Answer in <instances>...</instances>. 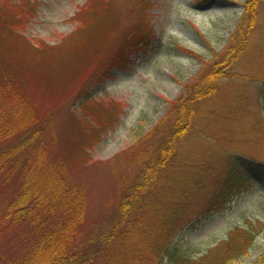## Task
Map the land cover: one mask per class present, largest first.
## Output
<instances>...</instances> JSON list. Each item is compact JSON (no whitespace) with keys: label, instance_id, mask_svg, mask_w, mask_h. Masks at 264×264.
<instances>
[{"label":"rangeland","instance_id":"1","mask_svg":"<svg viewBox=\"0 0 264 264\" xmlns=\"http://www.w3.org/2000/svg\"><path fill=\"white\" fill-rule=\"evenodd\" d=\"M12 1L27 11L16 32L35 46L18 49L27 55L41 49L13 91L47 123L46 155L65 163L84 192L78 237L98 234L114 220L132 187L149 186L144 174L154 178L144 189L147 216L160 217V203L194 173L195 162L221 148L211 135L228 132L233 136L225 143L264 160V94L257 90L264 79V0ZM239 26L245 46L228 60ZM189 101L197 104L194 115L185 112ZM90 126L98 133L87 145ZM172 137L168 165L156 170L152 159ZM203 167L209 170H199L197 194L172 222V244L195 258L216 249L231 228L246 227L256 233L252 245L228 264H255L264 252V181L239 184L223 167Z\"/></svg>","mask_w":264,"mask_h":264},{"label":"trees","instance_id":"2","mask_svg":"<svg viewBox=\"0 0 264 264\" xmlns=\"http://www.w3.org/2000/svg\"><path fill=\"white\" fill-rule=\"evenodd\" d=\"M2 2L0 8L12 7L17 11L12 10L13 14L8 9H4L5 13L0 11V264H228L243 257L256 234L246 227L231 228L216 249L195 258L172 244L170 233L178 208L196 195L202 185L195 178L199 177V170H209L203 165L212 170L225 168L226 177L239 184L244 180L264 181V160L235 144L225 143L227 137L233 136L228 132L221 137H209L221 148L207 154L205 160L195 162L199 166L194 173L179 181L176 194L173 192L160 203L163 210L160 217L152 220L153 217L147 216L149 205L143 202L147 194L144 189L150 187L154 178L147 179L144 174L143 181L149 186L142 190L132 187L114 220L98 234L78 237L84 231V192L71 179L65 163L50 160L46 155L41 137L47 123L39 122L34 106L24 108L23 96L13 91L15 84L34 68L30 56L38 55L41 49H32L31 55L18 49L35 47L28 46L16 32L27 11L20 7L21 2ZM244 36L239 26L232 37V46L226 51L228 60L235 56L234 52L244 49ZM231 48L234 51L230 54ZM224 59L223 56L219 62ZM257 90L259 95L264 94V79L257 84ZM195 95L196 92L189 100H194ZM200 98L197 100L201 101ZM190 101L183 105L186 113L194 115L197 104ZM233 114L236 112H229L236 119ZM184 122L179 121L177 128L181 129ZM92 128L88 127L91 135L85 141L87 145L98 133ZM175 137L160 143L156 158L152 159L156 170L168 165ZM227 145L231 149H226ZM234 172L238 175H230ZM188 184L193 186L189 188ZM255 264H264V252Z\"/></svg>","mask_w":264,"mask_h":264}]
</instances>
